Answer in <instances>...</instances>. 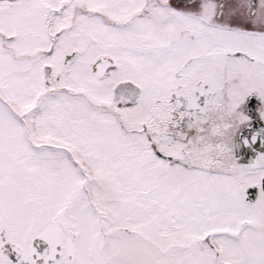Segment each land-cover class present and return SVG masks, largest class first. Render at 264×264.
<instances>
[{
	"label": "snow or ice",
	"instance_id": "snow-or-ice-1",
	"mask_svg": "<svg viewBox=\"0 0 264 264\" xmlns=\"http://www.w3.org/2000/svg\"><path fill=\"white\" fill-rule=\"evenodd\" d=\"M0 264H264V0H0Z\"/></svg>",
	"mask_w": 264,
	"mask_h": 264
}]
</instances>
